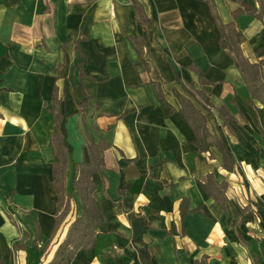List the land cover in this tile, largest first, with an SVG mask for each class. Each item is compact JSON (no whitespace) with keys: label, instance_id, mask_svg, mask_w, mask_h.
<instances>
[{"label":"crops","instance_id":"crops-1","mask_svg":"<svg viewBox=\"0 0 264 264\" xmlns=\"http://www.w3.org/2000/svg\"><path fill=\"white\" fill-rule=\"evenodd\" d=\"M246 2L255 11L234 18ZM258 6L257 0H0V264L51 263L81 213L75 191L67 210L58 206L57 121L67 149L66 196L74 163L92 162L87 145L107 143L104 166L92 174L104 221L94 246L77 248L70 264H255L264 225L247 220L254 227L244 225L243 244L223 207L228 196L251 212L260 209L264 138L254 133L257 141L247 147L258 153L249 190L229 195L217 177L222 148L211 142L209 119L222 126L230 114L247 120L249 102L259 101L264 63L255 75L243 71L221 45L219 27L234 22L243 55L259 63ZM178 93L203 113L205 142ZM140 252L149 253L148 263Z\"/></svg>","mask_w":264,"mask_h":264},{"label":"trees","instance_id":"trees-1","mask_svg":"<svg viewBox=\"0 0 264 264\" xmlns=\"http://www.w3.org/2000/svg\"><path fill=\"white\" fill-rule=\"evenodd\" d=\"M245 7H239L233 10L232 14L234 18H237L241 13L245 11L254 12L255 9L248 2L244 3ZM258 18H262L261 14H257ZM221 31V45L227 48L234 56L237 66H239L243 71L249 68L251 74L255 75L258 73V65L264 63L261 60L259 63H250L248 59L243 55L241 51L240 44L235 39V24L234 22L228 24L219 23ZM200 80L203 82H209L203 79V72L197 69ZM180 81V79H178ZM201 81V82H202ZM181 101L185 103V107H182L185 113H189V109L195 114L194 129L197 135L202 138L200 141L205 142V117L203 113L198 110L192 102L183 97L178 93ZM54 139V162H53V181L55 184V194L57 195V202L59 209L64 207V209L69 208V199L72 197L73 192H77L81 200V213L76 219L71 223L66 239L61 244L56 252L55 259L49 264H70L73 260L76 249L79 247L91 248L97 241L98 233L95 229L101 225L104 221V216L101 211L100 204L95 195L96 183L92 178L94 171H98L104 166L103 151L107 145L104 140L101 139L99 142H90L87 146L91 154L92 162L90 164L85 163V161L75 162V175L73 178V190L66 196L64 190V173L67 164V149L63 140L62 134L58 130V121L56 124ZM207 144L204 145V147ZM203 186L208 194H213L210 187L203 183ZM184 200L181 205L184 206ZM200 207L194 208L192 210H183L182 218L186 216L188 212L198 210ZM140 258L143 262L148 263L150 257L149 253L140 252Z\"/></svg>","mask_w":264,"mask_h":264},{"label":"rangeland","instance_id":"rangeland-1","mask_svg":"<svg viewBox=\"0 0 264 264\" xmlns=\"http://www.w3.org/2000/svg\"><path fill=\"white\" fill-rule=\"evenodd\" d=\"M257 2L259 5L258 12L262 15L264 21V0H257ZM258 92L259 97L257 100L259 101H257L256 104H254L256 100L249 102L251 105L249 109H251L252 113L248 110L250 114L247 120L243 117L241 119L240 114H235L236 110L234 108L233 113L235 116L230 114L229 118L226 120L227 125L225 126L214 123L213 118L209 119L210 128L215 133V136L211 134V142L218 144L217 146H219L220 150L222 148L221 153L219 151H216V153L220 156L224 169L222 168L223 170L217 173V177L219 181L222 182V185H224L226 193H231L229 195H235L234 193L237 192L236 189H238L239 193L245 195V189L249 190L250 188V177L255 172V167L252 162L254 161L253 157L258 153H249L247 147L250 143H256L257 140L253 138L255 136L253 135L254 133H258L264 138V115L259 112V107L262 108L264 106V84L258 88ZM196 94L199 99L205 102V106L210 109L211 107L207 105L209 102L206 101V95L201 91H196ZM252 121L255 123L253 128L251 127ZM252 154L254 155L249 157V155L251 156ZM257 163L259 164L257 169L262 170L264 175L263 151H260ZM218 197L222 199L223 195H218ZM240 205L241 203L233 197L229 198L227 196L223 208H225L226 211L227 222L233 226L237 235L240 236V242L244 244V225H247L246 227H248V229H253L254 226H252V224L258 223L259 225H264V202H259L260 209L253 210L255 213L253 211L251 212L250 205L243 207ZM250 218H252V224L247 223V220ZM257 233L263 238L264 232ZM260 241L262 242L260 238L257 239L256 245H258V250L254 255L255 264H264V244L263 242L262 244L259 243Z\"/></svg>","mask_w":264,"mask_h":264}]
</instances>
